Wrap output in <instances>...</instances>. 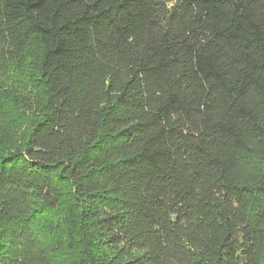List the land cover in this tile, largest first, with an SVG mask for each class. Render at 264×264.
Segmentation results:
<instances>
[{
	"label": "trees",
	"instance_id": "obj_1",
	"mask_svg": "<svg viewBox=\"0 0 264 264\" xmlns=\"http://www.w3.org/2000/svg\"><path fill=\"white\" fill-rule=\"evenodd\" d=\"M0 264H264V0H0Z\"/></svg>",
	"mask_w": 264,
	"mask_h": 264
}]
</instances>
